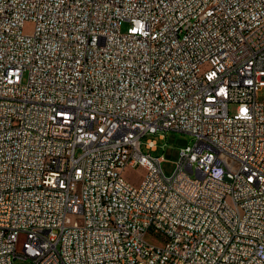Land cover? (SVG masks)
<instances>
[{
  "label": "built area",
  "instance_id": "2783aa9c",
  "mask_svg": "<svg viewBox=\"0 0 264 264\" xmlns=\"http://www.w3.org/2000/svg\"><path fill=\"white\" fill-rule=\"evenodd\" d=\"M167 130L194 141L164 175ZM25 262L264 264V0H0V264Z\"/></svg>",
  "mask_w": 264,
  "mask_h": 264
},
{
  "label": "rangeland",
  "instance_id": "374dc122",
  "mask_svg": "<svg viewBox=\"0 0 264 264\" xmlns=\"http://www.w3.org/2000/svg\"><path fill=\"white\" fill-rule=\"evenodd\" d=\"M124 24L121 25V30L124 29ZM31 29V23L25 22L22 26V31L27 32ZM233 105H230L229 110L231 111ZM159 133L162 134V137H159ZM145 138H151L155 141L156 151L152 152L154 155H159L162 158L160 162V168L164 175H169L172 173L175 167V161L177 159L179 148L191 144L194 139L191 135L167 130V131H158L155 134H147ZM144 170L142 168H125L121 172V176L123 179L128 181L132 185H137ZM148 240V237H146ZM23 264H30L29 262H25Z\"/></svg>",
  "mask_w": 264,
  "mask_h": 264
}]
</instances>
